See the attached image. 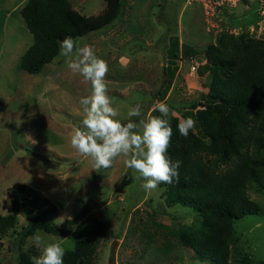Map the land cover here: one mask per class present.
Segmentation results:
<instances>
[{
    "label": "rangeland",
    "instance_id": "obj_1",
    "mask_svg": "<svg viewBox=\"0 0 264 264\" xmlns=\"http://www.w3.org/2000/svg\"><path fill=\"white\" fill-rule=\"evenodd\" d=\"M69 1L86 16L107 7L106 0ZM27 2L0 0V213L12 212L10 188L27 184L58 206L60 229L77 219L66 235L38 231L45 244L71 250L80 232L103 223L93 264H214L179 241L181 229L200 227L195 209L170 204L166 187L145 191L124 157L97 172L89 157L72 148L71 135L83 118L79 101L91 94V84L59 55L40 74L21 70V59L34 43L22 17ZM226 33L264 41V0H227L212 9L187 0H123L116 20L78 40L107 62L108 95L118 119L126 122L137 104L145 116L154 115L153 105L160 101L181 120L191 117L193 105L208 101L207 49ZM192 130L202 135L196 121ZM249 192L261 212L234 222L232 249L239 264L244 255L252 263L264 261V185ZM29 213L23 207L16 226L0 237V264H17L18 238ZM32 237L24 249L39 256Z\"/></svg>",
    "mask_w": 264,
    "mask_h": 264
},
{
    "label": "trees",
    "instance_id": "obj_2",
    "mask_svg": "<svg viewBox=\"0 0 264 264\" xmlns=\"http://www.w3.org/2000/svg\"><path fill=\"white\" fill-rule=\"evenodd\" d=\"M106 2L103 13L86 16L69 0H28L22 17L34 43L21 59V70L40 74L59 55L65 37L80 39L110 25L120 15L123 0ZM178 42L175 37L173 43ZM207 54L208 101L193 105L195 112L189 113L202 135L191 129L187 138L182 137L179 118L170 114L173 135L168 155L181 162L179 179L159 186L168 189L170 204L192 207L202 217L200 227L178 232L184 246L214 264H239L232 249L234 222L261 212L249 190L264 185V41L246 33H226L208 46ZM9 191L12 212L0 213V237L16 226L21 209L28 207L30 222L18 238L17 264H32V254L24 249L27 240L38 231L66 235L77 219L67 220L60 229L59 208L41 191L27 184ZM103 226L97 223L80 232L74 248L66 250L64 264H93ZM243 261L240 264H264L252 263L245 255Z\"/></svg>",
    "mask_w": 264,
    "mask_h": 264
},
{
    "label": "clouds",
    "instance_id": "obj_3",
    "mask_svg": "<svg viewBox=\"0 0 264 264\" xmlns=\"http://www.w3.org/2000/svg\"><path fill=\"white\" fill-rule=\"evenodd\" d=\"M59 56L67 67L90 82L91 94L80 99L83 113L81 127L71 135L70 143L81 157H89L93 170L113 167L118 157L129 169L139 173L145 191L157 190L160 184H172L179 179L181 162L168 155L173 129L170 122L171 108L165 102L154 103L152 111L159 115L145 116L137 104L127 112V121L118 119L119 110L108 95L107 62L98 57L89 45L79 46V40L71 36L60 42ZM136 118V119H133ZM191 117L181 119L177 129L187 138L194 128ZM40 249V255L32 258V264H64L66 250L60 243L45 244L39 233L32 238Z\"/></svg>",
    "mask_w": 264,
    "mask_h": 264
},
{
    "label": "built area",
    "instance_id": "obj_4",
    "mask_svg": "<svg viewBox=\"0 0 264 264\" xmlns=\"http://www.w3.org/2000/svg\"><path fill=\"white\" fill-rule=\"evenodd\" d=\"M227 0H187L188 3H201L204 4L205 7H210L212 9V7L224 4V2H226Z\"/></svg>",
    "mask_w": 264,
    "mask_h": 264
},
{
    "label": "water",
    "instance_id": "obj_5",
    "mask_svg": "<svg viewBox=\"0 0 264 264\" xmlns=\"http://www.w3.org/2000/svg\"><path fill=\"white\" fill-rule=\"evenodd\" d=\"M115 244H117V243H115Z\"/></svg>",
    "mask_w": 264,
    "mask_h": 264
}]
</instances>
